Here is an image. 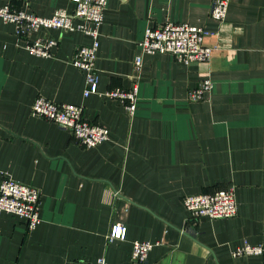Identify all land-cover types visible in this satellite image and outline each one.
<instances>
[{"label": "crops", "instance_id": "crops-1", "mask_svg": "<svg viewBox=\"0 0 264 264\" xmlns=\"http://www.w3.org/2000/svg\"><path fill=\"white\" fill-rule=\"evenodd\" d=\"M41 16L71 0H0ZM210 0H107L96 59L97 89L136 86V109L90 94L75 50L81 32L40 30L56 40L51 56L26 49L10 23L0 22V182L4 176L40 191V222L0 212V264H142L133 240L153 244L145 264H263L232 258L245 240L264 245V0H229L222 22ZM188 22L207 32L209 62L188 65L171 54H144L133 66L147 26ZM208 77L202 100L187 92ZM36 96L82 107L106 127L108 140L84 147L57 124L30 112ZM234 187L237 213L188 220L182 198ZM112 223L124 240L108 241ZM186 230L184 232L183 230Z\"/></svg>", "mask_w": 264, "mask_h": 264}, {"label": "built area", "instance_id": "built-area-1", "mask_svg": "<svg viewBox=\"0 0 264 264\" xmlns=\"http://www.w3.org/2000/svg\"><path fill=\"white\" fill-rule=\"evenodd\" d=\"M72 10L57 8L50 15L41 16L10 4L0 6V22L10 23L15 35L26 40V49L38 57L51 56V49L56 40L51 36H35L40 30L59 29L64 32H81L90 36L88 45L78 47L71 65L82 71L86 88L84 96L96 94L112 100L125 102L129 115L135 111L137 95L136 86L130 89H109L99 92L97 89L98 72L95 66L99 48L100 26L107 6V0H71ZM229 0H210L209 16L222 22L225 19ZM207 32L203 27L188 22L167 21L155 27L147 26L138 42L139 52L135 54L133 66L139 72L144 54H171L176 61L188 65L192 62H209L212 47L205 44ZM212 82L208 77L188 90L187 99L202 100L210 90ZM30 112L33 116L53 122L68 129L74 138L84 147L90 148L108 140L106 127L91 123L83 117L81 106L73 103H58L43 96H36L32 101ZM182 204L188 212V220L200 217L209 219L230 218L237 213L234 187L214 192L189 194L182 198ZM40 191L36 187L4 176L0 182V212H6L21 218L28 230H32L39 222ZM186 232V230H183ZM126 228L119 223H112L106 239L124 240ZM153 244L149 241L133 240L131 242V259L145 264L147 255ZM259 256L264 264V245H253L247 241L231 251L232 258ZM93 264H107L104 258H98Z\"/></svg>", "mask_w": 264, "mask_h": 264}]
</instances>
